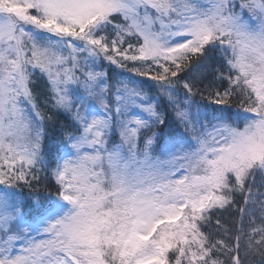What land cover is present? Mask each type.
<instances>
[{"label":"snow or ice","instance_id":"1","mask_svg":"<svg viewBox=\"0 0 264 264\" xmlns=\"http://www.w3.org/2000/svg\"><path fill=\"white\" fill-rule=\"evenodd\" d=\"M258 176L264 0H0V264H264Z\"/></svg>","mask_w":264,"mask_h":264},{"label":"trees","instance_id":"2","mask_svg":"<svg viewBox=\"0 0 264 264\" xmlns=\"http://www.w3.org/2000/svg\"><path fill=\"white\" fill-rule=\"evenodd\" d=\"M111 75V72H110ZM34 91H36L38 93L37 95V103L40 106V110L42 112H44L46 115H50L52 114V109L50 107L45 108V101L48 100L49 98V93L47 91V82L45 78H39L37 80V86L34 89ZM197 99H199V97H197ZM64 116L63 115H59L56 118V125H55V129H52L50 127V131L54 132V135L52 137L53 140L56 139V137L58 136V128H59V122L64 120ZM259 190L260 192H264V186H261L260 184V177H257V181H256V185L253 188V191H257ZM237 201L239 205H243V200L240 196H237ZM217 217H219L221 219V223L225 224L227 227H234L233 221H238L239 220V213L237 211H235V208L233 209H229V211L227 212H217L214 216H213V226L215 225V220L217 219ZM245 225L247 226V218L245 219ZM234 234V233H233Z\"/></svg>","mask_w":264,"mask_h":264}]
</instances>
